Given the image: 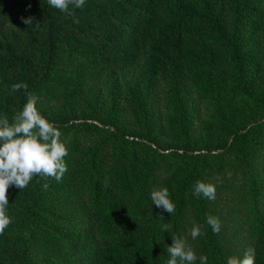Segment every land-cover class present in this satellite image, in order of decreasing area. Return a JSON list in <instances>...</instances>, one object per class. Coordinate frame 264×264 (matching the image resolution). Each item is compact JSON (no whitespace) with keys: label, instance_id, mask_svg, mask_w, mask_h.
I'll list each match as a JSON object with an SVG mask.
<instances>
[{"label":"trees","instance_id":"16d2710c","mask_svg":"<svg viewBox=\"0 0 264 264\" xmlns=\"http://www.w3.org/2000/svg\"><path fill=\"white\" fill-rule=\"evenodd\" d=\"M108 1L113 5L103 10L93 7L97 0L90 4L100 21L91 10L84 13V42L103 36L105 48L94 59L99 62L109 50L125 62L146 51L127 98L141 136L167 151L125 137L112 104L115 129L107 136L101 128L103 153L98 162L92 159L83 187V230L75 232L69 219L56 216L46 181L37 175L23 190H8L6 214L13 223L0 235V264H37L32 246L38 237L54 246L62 241L63 255L75 252L78 264H167L173 235L191 241L207 264H227L234 250L223 236L224 223L228 232L246 226L256 237L255 264H264V0ZM30 16L32 26L21 20ZM253 24L261 27L260 41L245 34ZM67 31L68 15L47 0H0V116L11 121L27 102L23 89L11 91L16 83H26L42 106ZM162 58L169 70L158 113L153 98ZM255 73L260 78L253 84ZM195 118L205 125L199 136ZM49 121L61 140L75 126ZM198 180L215 185L214 201L193 195ZM163 187L176 206L172 215L152 204L151 192ZM209 214L219 218V234L207 225ZM194 221L206 232L196 240L188 235ZM164 224L171 225L167 232Z\"/></svg>","mask_w":264,"mask_h":264},{"label":"rangeland","instance_id":"374dc122","mask_svg":"<svg viewBox=\"0 0 264 264\" xmlns=\"http://www.w3.org/2000/svg\"><path fill=\"white\" fill-rule=\"evenodd\" d=\"M92 1L94 0H86L83 8L71 9L79 23H74L73 17L68 16V31L60 40L64 45V48L59 49L60 66L55 69L48 95L44 96L42 106L38 109L46 119H55L57 123L62 120L75 125L68 136L62 140L69 152V155L65 157L67 172L60 182L48 178L45 179L46 182L44 183L49 185L47 189L51 199L50 205L54 208L56 216L63 219L64 223H67L66 219H69L75 232H81L84 227L85 215L81 211V207L86 195L83 187L88 182L91 161L94 159L98 162L99 154L103 153L99 145V141L104 135L101 128L109 130L110 133L106 134L107 136H111V132L115 129V126L109 122L112 119L110 117L112 104L116 105V112L120 116L121 131L125 137L139 140L141 147L148 145L151 150L157 152L167 151L162 146H156L154 140L152 142L141 136V132L138 131L139 124H137L136 117L132 112L133 106L127 98L128 88L139 75L141 62L146 56V51L141 49L134 54L130 61L126 62L120 58L119 52L112 50L105 53L101 62L94 60L103 52L105 41L101 36L97 37L96 41L94 38L89 43L84 42L86 31L83 29L86 28L84 24L87 22L84 13L91 10L96 21L103 18L90 5ZM97 1L99 4L93 5V7L98 10L113 5V2L108 0ZM245 34L251 35L252 40L255 41L262 39L261 27L257 24L251 25ZM247 42L250 43L251 39H248ZM67 59L68 66L65 65ZM162 61L164 63L163 58ZM168 70L169 66L166 63L161 64L157 75L159 80L153 100L157 107L155 111L158 113H162L163 110L165 87L162 82L164 81L163 75ZM217 74L222 77L224 71L218 70ZM259 78V74L255 73L252 77L253 84L257 83ZM198 103L200 107L203 106L202 102L198 101ZM200 123V118L194 119V126H197L195 132L197 136L205 130V125ZM94 154H97V157ZM262 154V159H264V148ZM260 170L264 176V166ZM62 192L68 193V195H62ZM64 212L67 214L63 215ZM224 228L226 231L223 236H226V241L232 240L231 247L234 250L232 257L242 259L246 250L244 244L246 243L248 247L253 246L256 237L248 234L249 230L244 224H240L236 231L228 232L226 223H224ZM190 230L191 228H189ZM188 235L190 236V232ZM186 240L197 253L192 242ZM32 247L37 264H78L75 252H68V254L63 255L66 244L62 241L54 246L38 237Z\"/></svg>","mask_w":264,"mask_h":264},{"label":"clouds","instance_id":"9594fccd","mask_svg":"<svg viewBox=\"0 0 264 264\" xmlns=\"http://www.w3.org/2000/svg\"><path fill=\"white\" fill-rule=\"evenodd\" d=\"M52 8L73 17L74 23H79L71 9L83 8L86 0H47ZM24 24L32 26L35 18L21 17ZM40 22H35V29H39ZM23 89L27 102L21 111L16 112L11 121L7 115L0 116V235L5 234V229L13 223L12 218L6 214L9 204L8 190L16 187L20 190L26 188L32 179L39 175L44 179L53 178L60 182L67 172L65 157L69 155L66 144L61 140L62 132L53 123L47 120L38 110L40 97L28 91L26 83L12 85L11 91ZM48 184H44L45 189ZM193 195L207 200L216 199V187L211 183L196 181L193 185ZM152 204L172 215L175 204L170 199L167 187L151 192ZM164 219L163 215L159 216ZM206 223L212 231L219 234L221 223L218 217L207 215ZM170 224L162 225L161 230L167 232ZM204 225L195 221L190 230L192 240L205 236ZM170 255L167 264H207L206 256H197L194 249L185 238L172 236L171 246H167ZM255 249L249 247L245 250L243 258L229 257L227 264H255Z\"/></svg>","mask_w":264,"mask_h":264}]
</instances>
